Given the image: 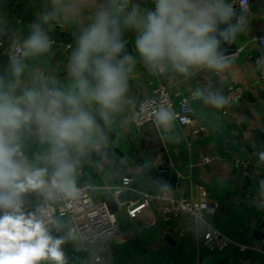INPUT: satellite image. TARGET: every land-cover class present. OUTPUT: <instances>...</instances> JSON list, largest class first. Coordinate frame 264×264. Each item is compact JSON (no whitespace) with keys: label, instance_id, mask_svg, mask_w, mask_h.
<instances>
[{"label":"crops","instance_id":"0c3cea01","mask_svg":"<svg viewBox=\"0 0 264 264\" xmlns=\"http://www.w3.org/2000/svg\"><path fill=\"white\" fill-rule=\"evenodd\" d=\"M118 1L123 13V31L132 42L133 58L121 62L109 50L90 51L88 69L82 70L89 75V79H85L80 72L77 75L75 71L78 63L76 45L79 46L81 40L99 26L101 20L107 32L112 7L110 0H0V36L10 48L18 42L25 47V54L18 64L12 63L0 49V94L8 95L18 85L24 93L17 98L8 96L20 101L17 106L21 111L33 112L25 128L19 133L15 131L13 146L23 151L22 160L30 171L46 170L43 179L47 186H52L57 171H53V165L48 160L62 150L56 145L52 132L42 136L37 130L24 132L37 120V110L42 108L46 112L44 104L51 95L44 80L49 78L64 87L71 95V100H75V108L68 113L69 117H73L74 113L82 114L84 110L91 116H103L100 121L89 119L92 127L83 130L79 140L67 142V152H82L90 147L105 146L127 162L125 175L135 177V190L142 193L169 190L143 173V165L147 164L146 157L152 145L154 160L162 157L163 164L170 166L183 180L182 187H177L173 194L192 199L203 216L198 220L183 215L179 221L168 224L163 220L161 202H154L136 218L126 215V208L131 203L122 205L116 215L119 222L118 238L121 236L123 241L118 242L116 239L107 250L99 242L94 243V248L101 250V253L106 251L107 255L102 253L101 261L92 264H204L206 258H209L210 264H239L236 245L232 244L225 251L215 253L199 249L207 225L226 232L238 244L250 246L247 257L251 263L264 264V241L256 236V232H264V159H261L264 154L259 140L260 129L264 130V83L259 78L254 60L259 55L264 58V49L254 47L250 51L237 50L247 42L257 25L264 27V0H250L252 15L238 25L236 52L221 58L216 55L222 67L187 65L184 66L187 72H183L174 68L172 60L165 56L162 59L166 68L163 74L157 73L155 61H148L142 56L136 45L146 30L149 8L140 0ZM232 1L236 0H222V3L233 6ZM203 2L215 7L219 0ZM26 19L32 20L35 35L39 34L54 43L47 44L43 51L30 49V39L23 29ZM67 32L72 35L73 41L64 40ZM66 43H71L72 47L66 49ZM93 57L121 71L122 91L109 107L92 97L99 83L94 75L96 64L92 63ZM11 66L17 67L15 76L9 72ZM80 79L86 82V89H81ZM157 81L171 87L175 102L182 95L207 87V93L193 103L194 113L190 124H179L167 114V120H161L158 115L154 122L140 129L134 127L132 116L138 101L150 92L151 86ZM232 82L243 85L245 95L236 102H227L225 90ZM30 92L35 94V105L29 104L26 99ZM37 121L40 127L44 125ZM194 153L199 154L198 176L192 174ZM205 157L210 160L204 161ZM236 157H244L249 161L248 176H240L233 168V159ZM205 162L209 164V170L203 166ZM113 175L112 166L102 159L74 164L65 179L72 185H95L96 197L101 200L103 193L111 192L110 187L120 182ZM197 180L203 183L198 184ZM33 199L32 192L21 194V210L24 213ZM202 202H214L216 206L214 210H207L201 205ZM2 213L3 210H0V215ZM123 215L129 223H121ZM147 231L155 236L154 242L149 244L152 255L147 254L142 244L132 247L131 252L117 247ZM167 234L175 239L176 244L173 254L165 261L160 245ZM62 240L66 249L63 252L64 264L70 257L88 261V254L81 258L77 256L76 248L79 246L74 245L68 235Z\"/></svg>","mask_w":264,"mask_h":264},{"label":"clouds","instance_id":"9594fccd","mask_svg":"<svg viewBox=\"0 0 264 264\" xmlns=\"http://www.w3.org/2000/svg\"><path fill=\"white\" fill-rule=\"evenodd\" d=\"M231 12L222 0L215 7L203 0H157L156 11L148 15L146 30L136 41L137 48L148 61L170 58L178 70L187 72V65H207L220 68L216 59L218 41L210 35L216 31V16L226 20ZM32 50L43 51L47 44L37 34L28 42ZM109 48L104 21L101 20L81 40V51L77 57L76 74L88 69L90 51L104 52ZM121 45L117 44L112 52H117ZM27 54V53H26ZM111 54V53H110ZM94 75L99 83L92 97L105 107H109L120 96L121 71L104 61L96 63ZM81 89L87 84L79 80ZM31 105H35V94L26 97ZM75 103V100L69 101ZM6 94H0V264H39L40 261H54L64 264L60 245L63 240L53 238L43 218L35 213H24L21 194L29 190L44 189L45 169L30 171L23 160H16L18 147L13 146L16 139L15 130L28 122L33 112H24ZM57 108L56 101L45 112L42 108L35 112L36 119L47 124L60 147L64 142L79 140L82 131L92 127L89 119L83 114L74 113L73 117L64 118ZM161 120H167L166 113H161ZM264 159V156L261 157ZM70 168L61 164L52 180V187L72 194V184L65 177ZM59 181V182H58Z\"/></svg>","mask_w":264,"mask_h":264},{"label":"built area","instance_id":"2783aa9c","mask_svg":"<svg viewBox=\"0 0 264 264\" xmlns=\"http://www.w3.org/2000/svg\"><path fill=\"white\" fill-rule=\"evenodd\" d=\"M146 4L150 13L156 11L157 0H140ZM238 10L237 20L239 24H243L247 18L251 17V2L250 0L232 1ZM46 44H53L54 41L44 38ZM71 43H66L65 48L70 49ZM264 49V27L257 25L250 33L249 39L243 45L237 48L238 51L244 49L250 51L252 48ZM0 49L12 63L18 64L24 54L25 47L18 42L10 48L5 44L4 39L0 36ZM78 55L81 51V44L77 47ZM92 63L96 64L100 59L93 57ZM256 68L259 73V78L264 83V58L262 56L254 57ZM174 68L178 69L172 61ZM157 73L163 74L166 70L162 60L155 61ZM207 93V87L203 86L199 90H193L188 94L182 95L175 102L171 87L161 81H157L151 86L150 92L142 97L137 104V108L132 116V123L135 128H142L148 123L156 120L161 113L169 114L179 124H190L194 113L193 103ZM245 95V87L237 83H229L225 90V100L227 102H236L242 99ZM52 101H56L57 108L53 109L51 114L56 111L64 118H68L69 114L59 107V102L54 98H48L44 104L46 112L52 107ZM22 130V125L15 130L19 133ZM51 132L44 124L39 127L37 133L42 136ZM56 145L62 151L67 152V142L63 143V147L57 142ZM18 157L24 159V153L18 148ZM209 157H205L204 161H209ZM233 168L242 177L249 174L250 163L244 157H236L233 159ZM136 179L134 176H123L121 181L110 187L111 192L116 195L126 189H135L133 187ZM96 186L91 183H82L72 185V194L47 186L44 189L29 190L32 192L34 199L25 208L26 213H35L38 217L43 218L46 222L48 231L52 230L59 223V218L67 217V232L66 235L74 241V245L87 250L88 261L84 262L81 259L70 257L65 264H92L100 262L102 259L101 250L94 248V243H100L104 250L110 248V244L119 236V222L116 213L110 212L105 202L99 200L95 194ZM154 202H161V213L163 220L168 224H174L179 221L183 215H190L200 220L203 218L201 212L196 208L194 201L186 196H177L167 189H160L155 192H145L143 196L136 202L131 203L126 208V215L129 218H136L141 212L149 207ZM207 210H214L216 203L202 202L201 204ZM3 214V213H2ZM1 214V215H2ZM236 245L239 258V264H252L247 257L250 246L236 243L233 238L222 231L221 229L207 225L199 246L200 250H205L209 253L223 252L229 246ZM39 264H48V261H40Z\"/></svg>","mask_w":264,"mask_h":264},{"label":"water","instance_id":"95a60500","mask_svg":"<svg viewBox=\"0 0 264 264\" xmlns=\"http://www.w3.org/2000/svg\"><path fill=\"white\" fill-rule=\"evenodd\" d=\"M112 2L111 7V16L108 19V29L106 35L109 41L108 50L112 52V48L117 44L121 45V48L117 52H112L114 58L121 62H127L132 60L133 58V46L132 42L129 40L128 36L124 33L122 24H123V13L118 0H110ZM225 6L230 9V16L226 20H221L219 15L216 16V31L211 33L212 36L218 41V45L216 48V55L218 58L225 57L236 52L237 44L235 41V35L238 33V10L235 5L229 6V3H223ZM32 20L26 19L23 21V29L26 31L30 40L35 38V31L33 26L31 25ZM9 72L15 76L17 72L16 66H11L9 68ZM85 79H89V75L84 71H80ZM93 79V78H92ZM44 84L47 87L52 98L56 99L59 102V107L62 108L65 112L70 113L75 105L70 103L71 95L65 91L64 87L57 84L53 80L47 78L44 80ZM24 91L20 89L18 85H15L13 90L8 94L12 98H17L19 95L23 94ZM88 119L92 121H100L103 119V116H91L88 111L84 110L82 112ZM40 127V124L37 120H34L28 129L24 132L29 133L30 131H36ZM260 142L263 148L264 154V130L260 129ZM152 145H150L149 154L146 157L147 164L143 165V173L145 176H149L153 181L157 182L160 186L166 187L169 189L171 193H174V190L177 187H182L183 180L182 178L174 171L171 170L170 166L163 164L162 157L158 158L157 161L154 160ZM16 160H22V158L16 156L14 157ZM105 159L106 162L112 166L114 169L113 177L121 181L122 177L127 172V162L115 154L114 152L108 150L105 146H94L85 149L82 152L78 150H73L70 152H58L56 155L49 158L48 162L53 165V171L56 172L61 164L67 166L68 168H72L74 164L77 163H85V162H93V161H101ZM199 164V154L194 153L192 157V174L194 176H198ZM203 166L206 169H210V166L207 162L203 163ZM197 183H203L197 180ZM207 190H210L209 187H206ZM143 196V193L139 190L135 189H126L118 194L114 195L112 192L103 193L101 196V201L105 202L108 206L110 212L117 213L119 208L122 205L127 203H133L138 201ZM68 226H67V217L62 216L59 218V223L56 227L49 231V234L53 238H60L66 235ZM257 238L259 240L264 241V232H256ZM118 242L123 241V238L120 236L117 238ZM175 239L167 234L165 236V241L160 245V248L164 252L163 260H168V257L171 256L175 250ZM60 249L64 252L65 246L62 243L60 245ZM76 253L79 258L88 254L87 251H84L82 248H76ZM104 256L107 255L106 251L102 252ZM48 264H55L54 261H48ZM204 264H210L209 258H206Z\"/></svg>","mask_w":264,"mask_h":264},{"label":"trees","instance_id":"16d2710c","mask_svg":"<svg viewBox=\"0 0 264 264\" xmlns=\"http://www.w3.org/2000/svg\"><path fill=\"white\" fill-rule=\"evenodd\" d=\"M144 6L148 7L146 4H144ZM64 40L65 41H73V37L69 32H67L64 35ZM75 43L77 44V42H75ZM76 47H78V44L76 45ZM24 128H25V123L22 124V130ZM145 240H147V242ZM154 240H155V236L151 232L147 231L143 234L138 235L134 240L128 241V242L123 243V244H119V245H117V247L124 248L125 250L130 251V249L132 247H136V246L142 244L146 247L147 254L152 255L151 250L149 249V244L154 242ZM134 254L136 255L137 253L134 252ZM221 264H226V263L223 262Z\"/></svg>","mask_w":264,"mask_h":264},{"label":"rangeland","instance_id":"374dc122","mask_svg":"<svg viewBox=\"0 0 264 264\" xmlns=\"http://www.w3.org/2000/svg\"><path fill=\"white\" fill-rule=\"evenodd\" d=\"M120 220H121V223H122L123 221L128 222V220L126 219V216H125V215H123L122 218H121ZM128 223H129V222H128ZM130 258H132V255H130Z\"/></svg>","mask_w":264,"mask_h":264}]
</instances>
